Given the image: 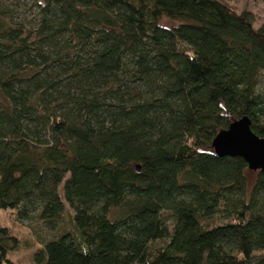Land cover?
Wrapping results in <instances>:
<instances>
[{
  "label": "trees",
  "instance_id": "16d2710c",
  "mask_svg": "<svg viewBox=\"0 0 264 264\" xmlns=\"http://www.w3.org/2000/svg\"><path fill=\"white\" fill-rule=\"evenodd\" d=\"M263 79L228 0H0V209L57 231L37 264H264V172L212 147L264 136Z\"/></svg>",
  "mask_w": 264,
  "mask_h": 264
},
{
  "label": "rangeland",
  "instance_id": "374dc122",
  "mask_svg": "<svg viewBox=\"0 0 264 264\" xmlns=\"http://www.w3.org/2000/svg\"><path fill=\"white\" fill-rule=\"evenodd\" d=\"M228 5L237 13L244 11L250 13L255 28H258L264 21V3L262 0H228ZM165 23L172 24L175 22L165 20ZM260 87L264 90V79L260 83ZM248 170L249 176L252 177L254 170L249 168ZM60 193L62 195L61 190ZM0 225L7 227L20 241L18 249L8 254V258L14 264H37L34 261V252L40 247L42 241L57 234V231L47 229L36 216L21 221L13 211L4 209H0Z\"/></svg>",
  "mask_w": 264,
  "mask_h": 264
},
{
  "label": "water",
  "instance_id": "95a60500",
  "mask_svg": "<svg viewBox=\"0 0 264 264\" xmlns=\"http://www.w3.org/2000/svg\"><path fill=\"white\" fill-rule=\"evenodd\" d=\"M215 155L240 156L249 169L264 172V136L259 137L251 129V122L244 116L230 122L212 141Z\"/></svg>",
  "mask_w": 264,
  "mask_h": 264
}]
</instances>
